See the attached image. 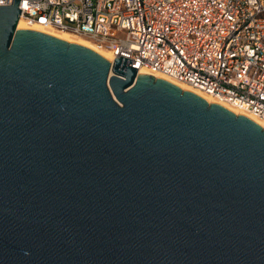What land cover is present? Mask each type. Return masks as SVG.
<instances>
[{
  "label": "water",
  "instance_id": "95a60500",
  "mask_svg": "<svg viewBox=\"0 0 264 264\" xmlns=\"http://www.w3.org/2000/svg\"><path fill=\"white\" fill-rule=\"evenodd\" d=\"M0 5V264H264V127Z\"/></svg>",
  "mask_w": 264,
  "mask_h": 264
},
{
  "label": "built area",
  "instance_id": "2783aa9c",
  "mask_svg": "<svg viewBox=\"0 0 264 264\" xmlns=\"http://www.w3.org/2000/svg\"><path fill=\"white\" fill-rule=\"evenodd\" d=\"M17 8L18 18L129 59L136 73L163 74L264 120V0H18Z\"/></svg>",
  "mask_w": 264,
  "mask_h": 264
},
{
  "label": "bare ground",
  "instance_id": "6f19581e",
  "mask_svg": "<svg viewBox=\"0 0 264 264\" xmlns=\"http://www.w3.org/2000/svg\"><path fill=\"white\" fill-rule=\"evenodd\" d=\"M16 27H29L32 29H36V30H39L42 32L49 33V34L53 35L54 37L59 38L65 42L75 43V44L81 45V46L93 51L94 53L98 54L99 56H101L102 58L107 60L108 62H112L113 55L108 49L96 45L91 40H89L88 38H86L82 35L74 34V33H71L69 31H66V30L57 29L55 27L43 26V25H39L36 23L27 22V21L23 20L21 17L18 18L17 23H16ZM137 74H143V75H148V76H151L154 78L163 79V80L177 86L178 88H180L182 90H186V91H189V92L196 94L197 96L204 99L206 102H212V103L219 104V105L223 106L224 108H226L227 110L231 111L232 113L243 115V116L247 117L248 119H251L252 121L256 122L259 126L264 127V120L256 117L255 115L251 114L250 112L236 108V107H234L228 103H225L224 101H220L218 99H215L208 94L199 92V91L189 87L188 85H186L182 82H179L175 79H172L168 76H165V75L157 73V72H151L148 70H144V69H140L137 72Z\"/></svg>",
  "mask_w": 264,
  "mask_h": 264
},
{
  "label": "rangeland",
  "instance_id": "374dc122",
  "mask_svg": "<svg viewBox=\"0 0 264 264\" xmlns=\"http://www.w3.org/2000/svg\"><path fill=\"white\" fill-rule=\"evenodd\" d=\"M126 36V31H119L116 34V37L118 38H124Z\"/></svg>",
  "mask_w": 264,
  "mask_h": 264
},
{
  "label": "snow or ice",
  "instance_id": "6c2138e0",
  "mask_svg": "<svg viewBox=\"0 0 264 264\" xmlns=\"http://www.w3.org/2000/svg\"><path fill=\"white\" fill-rule=\"evenodd\" d=\"M0 2H2V0H0Z\"/></svg>",
  "mask_w": 264,
  "mask_h": 264
}]
</instances>
